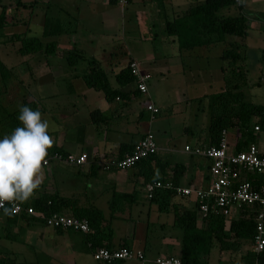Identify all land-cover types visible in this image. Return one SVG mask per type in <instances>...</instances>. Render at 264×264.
<instances>
[{"label":"crops","instance_id":"obj_1","mask_svg":"<svg viewBox=\"0 0 264 264\" xmlns=\"http://www.w3.org/2000/svg\"><path fill=\"white\" fill-rule=\"evenodd\" d=\"M17 1L26 6L17 5ZM183 4L184 9L179 7L180 11H177L173 10L176 2L172 3V0H127L124 6L109 0H0V5H5L8 13L7 23L0 29V61L8 69L7 78L1 83L0 112L3 111L2 116L6 120L9 117V124L5 125L6 129L3 128L1 133L9 135L16 127H22L18 120L19 109L23 105L28 106L34 111L39 110L42 120L49 124L48 134L52 146L45 158L56 151L88 156V161L80 166L67 165L54 159L47 165L42 164V180L29 198V206L34 199L52 195L62 197L64 201L60 203L72 199L77 200L79 206L95 207L105 216L101 207H106V212L111 215L109 200L115 191L132 192L134 202L123 201L121 208L113 214L110 221L112 234L107 249L126 246L133 252H140L145 261L115 260L113 264H155L153 261L159 257H180L181 235L176 237L174 233L178 226L174 224L172 212L169 222V213L159 211L157 204L146 197V182L140 174L144 170L141 167L104 169L102 164L116 159L121 147H132L146 132L153 134L150 126L156 114L153 115L146 106L153 104L160 112L161 102L148 87L151 73L179 86L174 102H184L189 98L195 99L197 103L203 99L207 103L208 94L213 93L205 90L198 92L196 88L201 84L209 86L211 82L219 89L217 92L221 90L220 77L217 76V82L212 81L214 73L220 70L221 61L218 66L216 63L211 64L212 58L203 50L206 48L199 49L200 52L196 49L180 52L176 37L165 32L166 20L183 14L192 6ZM235 5L238 7L236 14L241 13L247 19L246 36L243 39L234 38L241 44V52L247 61V49L264 40V35L260 33L264 32V0H239ZM12 11L15 13L11 18ZM17 16H28V24L16 21ZM44 18L60 20L67 31L44 40L57 41L56 53L20 55L17 51L19 42L15 36L23 32L27 35L38 32ZM134 36L148 41L145 47L153 45L154 39L159 37L164 44L163 50L154 54L152 50L141 47L135 51ZM74 49L78 53V62L69 66L65 57ZM89 60L99 63L105 70L110 86L124 93L123 98L107 100L101 90L85 84L83 76ZM132 61L137 63L142 74L149 75L146 94L137 91L135 81L124 86H119L116 81V74ZM200 73L204 76L201 77ZM187 91L190 96L186 95ZM13 112L15 116L10 117L9 114ZM226 130L227 139L232 134L235 143L236 130ZM184 132H190V129L185 127ZM206 136L194 145H207ZM154 138L158 147L156 156L167 164L177 163L170 162L160 153L173 150L169 146L170 139L167 138L163 145L156 140V135ZM192 158L188 162H179L185 166L179 187L192 186L194 183L204 187L208 182V163L203 160L198 164ZM168 172L156 170L158 177L166 173L170 177L172 173ZM139 195H143L147 205L138 200ZM186 200L192 201L195 206L193 197L177 194L171 198V204L186 207ZM151 205L156 207L160 216L167 215L166 218L155 220ZM56 213L71 216L69 208ZM131 215H137L139 222H142V225L139 223L141 227L137 234L134 220L129 218ZM118 219H125L127 226L117 235L112 223ZM132 221L134 224H131ZM150 225H159L157 236L149 232ZM119 229L123 227L120 225ZM88 233L54 229L33 216L10 215L0 211V264H109L93 259L92 251L98 246L93 248L87 238ZM152 236L158 238L157 246L153 245ZM211 251L204 258L207 264H236L238 254L233 252H228L231 262L222 260L221 252L218 263L216 260L209 262Z\"/></svg>","mask_w":264,"mask_h":264},{"label":"trees","instance_id":"obj_2","mask_svg":"<svg viewBox=\"0 0 264 264\" xmlns=\"http://www.w3.org/2000/svg\"><path fill=\"white\" fill-rule=\"evenodd\" d=\"M109 2L115 3L117 0H109ZM236 2V0H202L197 2L183 14L166 20L165 32L167 35L176 37L179 50L182 53L202 48L209 50L215 43L222 44L218 57L221 60L220 70L223 74V87L219 92L207 96V145H216L223 129L234 128L236 130L234 150L238 152L245 150L249 143H256L257 132L254 129L255 126H259L260 132L264 131V118L260 116L264 106L245 101L241 90V87L243 88L246 84L244 65L246 58L241 52V44L235 41L234 38L243 39L246 36L247 19L241 13L233 16H226L221 13L222 10L235 5ZM19 4L23 8L26 6L25 3L17 1V5ZM14 13L15 11L10 13L11 18ZM7 14L6 6L0 5V29H3L7 23ZM16 19L20 23L28 24V16H24V18L17 16ZM65 32L67 31L60 20L44 18L41 30L38 32L33 35H27L23 32L15 36L19 42L17 51L22 56L35 52L54 54L57 49V41L44 40ZM65 59L69 66L77 64V50L74 49L68 53ZM7 75L8 69L0 61V94L3 92L1 83L7 78ZM83 78L88 87L101 90L107 100L123 98L125 95L110 86L105 70L96 61H88ZM115 78L119 86L135 81L129 66L119 71ZM9 116L14 117L15 112L10 113ZM92 119L94 120V116ZM133 147L134 145L132 147H121L120 155L116 159L119 160L126 153H130ZM156 153L141 159L132 167H141V170H144L140 174L146 183L152 181L171 182V187L157 188L149 200L157 204L159 211L172 212L174 224L180 228L182 233L179 258L189 264H207L204 258H207L211 249L217 246L220 252L228 251L238 254L236 264H254L255 261L264 264V249L257 254L252 249L256 229L252 214L245 215L248 208L246 206L241 208L242 210L232 218H227L221 213H208L205 216L198 217L195 206L193 209H188L183 206L172 205L171 198L176 195L174 188L178 186L185 166L181 163L167 164L161 161ZM156 170L169 171L168 173L172 174L170 177L167 173V176L163 174L158 177ZM245 178L249 182L262 181L259 176L254 174L246 173ZM192 185L198 186L197 183ZM134 199L132 192L119 193L115 191L109 200L111 215L108 218H105L101 210L95 207L79 206L76 203L77 200L72 199H66V202L60 203L64 201L62 197L52 195H43L34 199L30 206L35 211L42 212L45 215L69 208L71 216L87 220L90 227L87 238L93 248L96 246H98L97 248H108L112 234L110 221L114 217L113 214L121 208L120 205L123 201L132 203ZM67 200L69 201L68 205H66ZM72 201L74 202L72 203ZM18 202L23 207L29 206V199ZM8 214L14 215L10 211ZM198 218L200 222H198ZM242 248H244V251H241L239 256L238 252ZM114 262L112 261L109 264Z\"/></svg>","mask_w":264,"mask_h":264},{"label":"built area","instance_id":"obj_3","mask_svg":"<svg viewBox=\"0 0 264 264\" xmlns=\"http://www.w3.org/2000/svg\"><path fill=\"white\" fill-rule=\"evenodd\" d=\"M239 2V0H236ZM120 6L127 4V0H117ZM131 74L135 77L136 89L142 94L147 93L148 74H142L136 62L129 64ZM151 113L157 114L159 108L153 104L146 106ZM260 116L264 118V110ZM255 131L260 132L259 126L254 127ZM227 130L221 131V137L216 145H185L184 151L192 156L207 159L208 182L206 186L179 187L174 189L179 196L193 197L195 207L200 216L208 213H221L227 218L235 216L236 212L241 211L245 206L246 216L252 214L255 221V235L252 242V249L257 254L264 249V146L260 147L256 143H249L245 150L236 152L233 144H229ZM233 147V148H232ZM158 151L154 135L148 131L134 145L130 153H126L121 159H112L103 162L104 169L117 168L128 169L138 161L154 154ZM51 159L58 162L80 166L88 161L85 154H72L54 152L42 162L47 165ZM254 174L260 177V182H249L245 174ZM171 182L162 183L161 181L148 182L144 186L146 197L150 199L157 188L171 187ZM3 207L9 209L14 215L24 214L41 219L46 226L54 229H68L76 232L88 233L89 224L84 218L66 216L60 213L45 215L35 211L31 206L23 207L18 201L4 202ZM3 208L0 207V211ZM228 221V220H227ZM95 261L110 263L115 260L145 261L140 252H133L127 247L118 249L97 248L92 251ZM155 264H189L183 262L179 257H159L153 261ZM254 264H260L255 261Z\"/></svg>","mask_w":264,"mask_h":264},{"label":"rangeland","instance_id":"obj_4","mask_svg":"<svg viewBox=\"0 0 264 264\" xmlns=\"http://www.w3.org/2000/svg\"><path fill=\"white\" fill-rule=\"evenodd\" d=\"M202 0H172L173 2H176V5L174 6L173 10L180 11L179 7L182 8L184 6L183 3H186L188 5H193L197 2H201ZM181 2V3H180ZM184 9V8H182ZM185 12V11H184ZM236 12H238V7L236 5L230 6L228 9H225V11L221 13L226 14V16H233L236 15ZM133 25V24H132ZM137 35V31L135 32ZM142 33V32H140ZM264 35V32L261 31ZM140 35V34H139ZM161 36V35H160ZM154 44H149L148 47H145V42L144 38L139 39L138 37L134 36V42H136L135 45V51L137 49H143L148 48L153 51L154 54L158 53L160 49L163 50V42L159 39V37H156L154 39ZM132 42L131 44H133ZM259 43L257 46L252 47L251 49H247V61L244 62L245 69H246V84L241 90L243 91V94L245 95V101H250L254 104H257L259 106L264 105V40L263 41H258ZM222 49V44L221 43H215L212 45L209 50L203 49L206 54L212 58L211 64H215L216 66L219 65L220 59L218 55L220 54ZM200 52V50H198ZM202 52V51H201ZM257 59L256 61H254ZM221 64V63H220ZM201 77L204 76L202 73L199 74ZM219 79L222 81V86L223 87V74L222 72L216 71L214 73L213 80L214 82L218 81ZM148 87L150 90H153V92L156 94L158 98H160L161 102V110L158 114H156V118L152 120L150 129L153 132V134L156 135V140L160 142L161 144H165L167 142V138L170 139V144L169 146L173 148L172 151L170 152H160L161 155L172 163H179V162H188L191 160V157L193 161L197 162L200 164L201 161L205 160L207 162V159L201 158V157H196L192 156L186 151H184V145H191L193 146L198 142L199 140H203V138L207 135V125H208V114H207V103L202 99L201 103H197L195 99H189L187 101H181V102H174V96L176 91L179 89V86L176 84L172 83V81H166V80H161L160 77H157V75H153L151 73V79L148 81ZM199 82V80H198ZM211 85L212 89H211ZM215 85L210 82V85H204L201 84L199 85L196 89L198 92H201L205 90V92H212L215 93L219 89L217 87H214ZM190 89V88H189ZM211 90V91H208ZM195 91V92H197ZM188 94L187 96H190L189 91H187ZM192 97V96H191ZM21 98V97H20ZM186 102V103H185ZM11 110V108L9 109ZM3 111L2 113L0 112V136H4L3 128L6 129V126L9 124V117L7 116L4 118L3 116ZM196 117V120H195ZM2 120V121H1ZM7 124V125H6ZM6 125V126H5ZM185 127H188L190 129V132H184ZM164 131L166 132V135L164 134ZM192 134V136L190 135ZM231 134V133H230ZM154 135V136H155ZM256 142L257 144L262 147L264 146V131L256 133ZM163 136V137H162ZM166 138V139H165ZM234 137L229 135L228 140L229 144H233ZM165 140V141H164ZM202 142V141H201ZM201 144V143H200ZM179 199V198H177ZM138 200L144 202V204L147 205V202L144 201L143 195H139ZM186 207L192 209L194 207L192 201H185ZM152 211L154 214L155 220H157L159 217L166 218L167 215H161L156 212L155 206L151 205ZM106 213V217H109L106 207H101ZM134 211H132L133 214ZM151 213V214H153ZM168 221H171L172 215L171 211L168 212ZM120 216V215H119ZM132 220H134L135 223V231L136 234L139 232V228L141 227L139 225V220L137 215H131ZM133 221L131 224H134ZM142 223V222H141ZM140 223V224H141ZM112 225L115 227V234H119L120 232L124 231V228L126 229L127 223L125 219L121 220H114ZM123 227V229H119ZM142 225V224H141ZM131 227V225H129ZM140 226V227H139ZM159 225H157L158 227ZM155 226L150 225L149 226V232L153 233L155 236L158 235V232L160 231L159 227L157 228ZM174 233L176 237L181 235V230L179 228L174 229ZM152 236V241L153 245L157 246V237ZM244 251V248L240 250ZM219 253L217 246H214L211 255L209 257V262H212L213 260H216L217 263L219 262ZM222 257L224 261L231 262L229 259V254L228 251H222L221 252ZM240 256V254H239ZM238 258V257H237ZM215 261V262H216ZM226 263V262H225Z\"/></svg>","mask_w":264,"mask_h":264},{"label":"clouds","instance_id":"obj_5","mask_svg":"<svg viewBox=\"0 0 264 264\" xmlns=\"http://www.w3.org/2000/svg\"><path fill=\"white\" fill-rule=\"evenodd\" d=\"M16 127L0 138V207L4 202L27 201L42 180V162L52 146L49 124L42 120L39 110L21 106Z\"/></svg>","mask_w":264,"mask_h":264}]
</instances>
